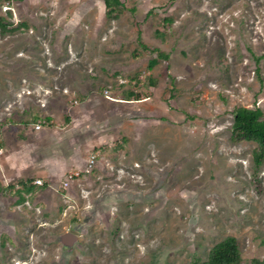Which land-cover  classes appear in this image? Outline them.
Returning a JSON list of instances; mask_svg holds the SVG:
<instances>
[{"label": "rangeland", "instance_id": "obj_1", "mask_svg": "<svg viewBox=\"0 0 264 264\" xmlns=\"http://www.w3.org/2000/svg\"><path fill=\"white\" fill-rule=\"evenodd\" d=\"M38 74L114 125L67 187L0 194V264H202L229 236L264 258V162L232 139L264 111V0H0V124Z\"/></svg>", "mask_w": 264, "mask_h": 264}, {"label": "crops", "instance_id": "obj_2", "mask_svg": "<svg viewBox=\"0 0 264 264\" xmlns=\"http://www.w3.org/2000/svg\"><path fill=\"white\" fill-rule=\"evenodd\" d=\"M36 78L39 82L21 79V86L14 88L9 102L16 107L1 119L0 146L5 151L0 155V194L10 189L21 191L27 183L38 190V184L44 183L52 191L68 172L82 169V145L89 140H95L94 145L102 143L105 132L114 125L107 119L100 120L85 103L71 106L56 100L50 104L54 88L62 94L68 93V88L46 86L43 82L48 79L39 74ZM23 99L31 100L30 104L21 106ZM42 118L50 122L37 128Z\"/></svg>", "mask_w": 264, "mask_h": 264}, {"label": "trees", "instance_id": "obj_3", "mask_svg": "<svg viewBox=\"0 0 264 264\" xmlns=\"http://www.w3.org/2000/svg\"><path fill=\"white\" fill-rule=\"evenodd\" d=\"M105 3L110 8L112 0H105ZM139 40H142L141 36ZM233 119L232 139L255 142L253 159L257 165H261L264 162V111L260 107L241 106L234 110ZM241 260L239 242L236 237L229 236L212 247L207 260L202 264H240ZM251 264H264V258L254 259Z\"/></svg>", "mask_w": 264, "mask_h": 264}, {"label": "built area", "instance_id": "obj_4", "mask_svg": "<svg viewBox=\"0 0 264 264\" xmlns=\"http://www.w3.org/2000/svg\"><path fill=\"white\" fill-rule=\"evenodd\" d=\"M8 8V7H7ZM49 120H47V118H42L40 119V121L36 124L37 128H41L44 125H48L49 124ZM5 151V149L3 147L0 146V155ZM97 162V154H92V156L88 159L87 162V170L91 171L92 168L94 167L95 163ZM80 171H72L69 172L67 174V177L65 178L66 180H64L63 184L65 187H67L70 182L74 181L76 177H78L80 175ZM38 183H40V181H37Z\"/></svg>", "mask_w": 264, "mask_h": 264}, {"label": "water", "instance_id": "obj_5", "mask_svg": "<svg viewBox=\"0 0 264 264\" xmlns=\"http://www.w3.org/2000/svg\"><path fill=\"white\" fill-rule=\"evenodd\" d=\"M60 241L66 247H72L78 241V235L73 232H65L60 235Z\"/></svg>", "mask_w": 264, "mask_h": 264}]
</instances>
